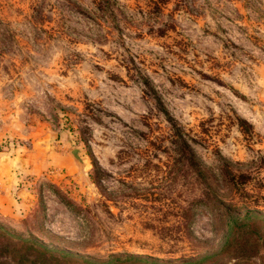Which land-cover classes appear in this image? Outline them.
<instances>
[{"label":"rangeland","instance_id":"1","mask_svg":"<svg viewBox=\"0 0 264 264\" xmlns=\"http://www.w3.org/2000/svg\"><path fill=\"white\" fill-rule=\"evenodd\" d=\"M163 109L264 208V0H0V179L31 198L0 221L78 256L218 251L208 206L183 214L220 186Z\"/></svg>","mask_w":264,"mask_h":264},{"label":"trees","instance_id":"2","mask_svg":"<svg viewBox=\"0 0 264 264\" xmlns=\"http://www.w3.org/2000/svg\"><path fill=\"white\" fill-rule=\"evenodd\" d=\"M163 30L159 28L160 32ZM163 111L176 133L174 149L197 173L207 178L212 176L216 180L217 190L220 186L221 197L206 191L204 197L191 200L183 214L185 224L190 225L194 217V211L191 210L190 205L203 203L208 206L216 224V230L224 229L218 251L202 254L199 258L191 256L178 263L132 253L110 254L104 258L78 256L67 249H59L32 233L16 232L0 221V264H224L222 260H219V256L223 255H233L235 261L229 264H255L254 258L263 260L264 208L255 203L256 199L251 201L252 194L246 189L245 184L251 179L250 173H235L230 167L231 163L223 160L218 167L219 176L216 177L217 174L199 162L192 145L185 136V131L166 109ZM240 126L242 131L251 134V130L247 129L248 126L244 121H240ZM226 193H230L233 197L238 196L244 203L224 199L223 195Z\"/></svg>","mask_w":264,"mask_h":264},{"label":"crops","instance_id":"3","mask_svg":"<svg viewBox=\"0 0 264 264\" xmlns=\"http://www.w3.org/2000/svg\"><path fill=\"white\" fill-rule=\"evenodd\" d=\"M4 181L2 182V189L0 191V210H24V207L29 205V190L25 187V193L20 197V190H13L10 183H5L7 180L1 177ZM24 191V190H23Z\"/></svg>","mask_w":264,"mask_h":264},{"label":"water","instance_id":"4","mask_svg":"<svg viewBox=\"0 0 264 264\" xmlns=\"http://www.w3.org/2000/svg\"><path fill=\"white\" fill-rule=\"evenodd\" d=\"M71 154L75 157V159L79 162L82 163V157L80 156L79 152L80 149L78 147H74L70 150Z\"/></svg>","mask_w":264,"mask_h":264}]
</instances>
